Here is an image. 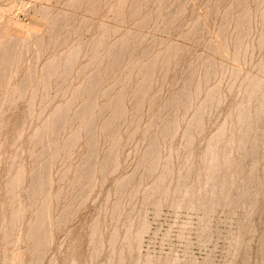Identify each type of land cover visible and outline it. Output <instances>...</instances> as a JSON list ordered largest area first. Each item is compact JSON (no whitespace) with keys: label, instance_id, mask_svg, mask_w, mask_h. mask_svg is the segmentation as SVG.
<instances>
[{"label":"rangeland","instance_id":"1","mask_svg":"<svg viewBox=\"0 0 264 264\" xmlns=\"http://www.w3.org/2000/svg\"><path fill=\"white\" fill-rule=\"evenodd\" d=\"M258 8L0 0V264H71L76 252L84 264H225L245 216L238 203L218 209L239 189L237 159H224L215 208L175 193L195 161L209 177L198 143L232 145L228 121L244 113L233 106L252 88L227 93V70L251 71L260 54L264 20L247 17ZM246 48L244 68L233 55ZM208 92L218 99L198 112ZM250 258L239 264H264Z\"/></svg>","mask_w":264,"mask_h":264},{"label":"bare ground","instance_id":"2","mask_svg":"<svg viewBox=\"0 0 264 264\" xmlns=\"http://www.w3.org/2000/svg\"><path fill=\"white\" fill-rule=\"evenodd\" d=\"M254 15L255 16L252 18L251 14H247V17L248 19L251 18L250 21L252 22L257 23L258 19L263 21L264 9L260 10L259 13ZM255 43H258V46L260 45L257 47L260 49V54L257 55L256 60L255 57L252 56L254 54L251 55V71L246 72L238 67H232V69L229 67L227 70V75L230 79V82L226 88L227 93L239 94L240 96L238 98H240L243 92L245 93L247 90L252 88L246 94L244 104L239 103L235 98L236 106H233V108L237 107L240 110L244 109V113L242 112L239 118L238 116L236 117L232 114L233 116L231 117V120L228 121V123H230V130L234 132L232 145L230 148L226 149L219 147L216 143L212 142L206 144L198 143L195 147V157L197 158V154H200V152L204 154L202 156L205 157L207 161L205 166L202 168L208 171L210 178L208 177L206 182H204L201 173V167L198 162L195 161L191 167V176H185V179L182 180L181 185L179 186V190L177 188L175 193L178 201H180V203L183 205H188L192 208L203 210L211 206L212 208H215V195L220 197L219 182L222 179L221 176H224V174L227 176L228 171V167L224 169L222 168V166H224V159L228 158L229 156H231V158L233 157L234 159H237L235 169L239 171L237 174L239 177V189L237 192L235 191L231 193L230 197L227 196L225 201H221L218 209L221 210L226 206L232 205L233 203H238L239 207L245 211V216H243L244 219L238 232H236L235 235H232L230 256L225 264H239L244 262L245 257L251 259L250 257H256L258 254L264 258V80L260 79V81L255 82V80L252 78L253 74V76H255L254 78L259 80L258 75L264 74V33L261 32L260 35L254 39L252 42L253 48L255 47ZM249 50L250 48H246L244 54L241 55H239L240 51H234L238 53V55H233L235 60L242 59V63L245 64L244 68L248 63L247 60L249 56ZM213 89H216V87H212V90ZM208 94L209 92L204 97V99L198 103V112L204 108L206 104L215 102L218 99L216 94H210L209 97ZM233 108L231 109L228 107L230 113L234 110ZM213 120L219 131L221 122L217 121L216 119ZM191 127H193V121H190L189 125H187L185 129L189 130ZM183 138H186V136L183 135ZM213 173L216 174L215 177H213ZM95 229L98 228L93 226L94 233ZM129 233L130 229H127L125 237H127ZM93 237L95 238L96 236ZM255 238L259 240L260 247L258 253L253 255L248 252L246 248ZM110 249L114 254L115 251L112 248ZM80 256H82V254L79 252H76V255H71L69 263L84 264V261L80 259ZM156 264L180 263L173 261H162Z\"/></svg>","mask_w":264,"mask_h":264}]
</instances>
